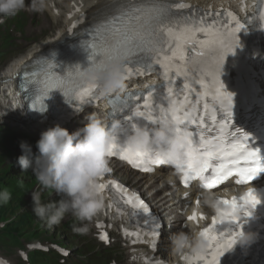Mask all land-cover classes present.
Masks as SVG:
<instances>
[{"label":"snow or ice","instance_id":"1","mask_svg":"<svg viewBox=\"0 0 264 264\" xmlns=\"http://www.w3.org/2000/svg\"><path fill=\"white\" fill-rule=\"evenodd\" d=\"M114 7L115 11L91 29L90 40L84 45L87 65H99L112 59L122 60L125 81L146 74L154 70V65H159L160 75L169 85L181 77L184 81L179 90L168 88L165 99L169 103L163 107H160L163 100L157 102L151 94L143 98V105H135L126 119L135 121V118H143L148 123L133 122L131 129L137 126L147 129L157 122L175 123L176 133L185 134L188 139L185 158L174 165L193 179L202 180L205 189L216 188L230 177H239L236 183L246 184L264 174V147L253 143L256 140L251 135L239 129L230 130L233 94L225 90L220 78L225 57L234 54V50L240 46L237 34L243 26L236 18L229 13L230 22L180 20L172 15V6L167 0H122ZM80 67L75 65L59 75L55 71L56 66L46 64L43 87L37 93L32 110L43 112L44 101L54 90H59L69 101L84 102L85 98H90L95 87L84 84L78 78ZM195 85H199V88H195ZM193 93L196 95L193 96ZM209 95L219 101L218 107L209 109L208 104L204 103L203 98ZM193 103L200 106L199 110L185 111ZM122 145L116 143L112 146L111 157L119 155L134 168L149 172L152 171L149 167L151 164H166L151 149L135 156H126ZM111 186L102 184L101 191ZM114 187L126 205L133 210L148 212L146 204L135 194L118 184ZM247 197L251 212L234 197L231 201L233 211L227 214L234 216L239 212L244 219L218 221L213 217L212 225L201 231L209 242L207 253L197 254L194 258L183 256L182 259L188 260L189 264L193 259L198 264H219L220 258L231 250L235 242L239 233L236 229H241L261 204L255 189H250ZM217 203L227 205L230 202L220 200ZM189 219L195 220V214ZM152 235L155 237V232ZM100 239L107 242L105 235H101Z\"/></svg>","mask_w":264,"mask_h":264},{"label":"clouds","instance_id":"2","mask_svg":"<svg viewBox=\"0 0 264 264\" xmlns=\"http://www.w3.org/2000/svg\"><path fill=\"white\" fill-rule=\"evenodd\" d=\"M45 0H0V23L3 18L13 17L30 8L34 12L45 10ZM123 61L112 59L99 65L81 66L78 78L86 85L95 87L100 97L123 92L126 84L123 78ZM84 127L73 133L56 125L41 133L37 141L39 156L34 163L30 158L31 148L25 142L20 143L22 155L17 163L23 172L31 168L36 181L42 189H50L61 198L47 204L41 202V193L32 192L34 214L49 227L58 226L67 214H71L81 226L73 225V231L86 235L88 224L105 209V195L101 191L104 177L110 173L111 148L118 143L124 130L119 121L108 124L102 117L89 114L85 117ZM175 123H164L152 129L137 126L125 134L123 148L126 156H135L153 150L166 164H176L185 158L187 136L177 134ZM11 199L8 190L0 192V203L7 204ZM214 207L210 199L206 201ZM254 212V211H253ZM250 218H254L253 214ZM258 239L252 231H239L230 251L235 247L246 250ZM170 255H204L209 242L198 230L179 231L169 237ZM161 264L166 262L161 261Z\"/></svg>","mask_w":264,"mask_h":264},{"label":"bare ground","instance_id":"3","mask_svg":"<svg viewBox=\"0 0 264 264\" xmlns=\"http://www.w3.org/2000/svg\"><path fill=\"white\" fill-rule=\"evenodd\" d=\"M100 1H102V0H65L64 7L68 8L67 10L71 11L72 8H74V6H79V7H81V11L84 12L85 14H87V17H91L92 15H95V12H96V9H97L95 6ZM217 1L220 4L221 3H225V4L228 3V0H217ZM57 3H58V0H47V2L45 4L46 5L49 4L51 7H56V5H59ZM46 8H48V6ZM49 9L51 11V15L52 16H58L59 15V13H56V14L53 13L51 8H49ZM65 16H66V13L64 14V19H63L62 25L60 26V28H58L56 33L53 35V36H56V38H58V39L67 34V24L72 19L71 18V19H68L66 21ZM48 38H50V37H48ZM50 40L51 39H48V41H50ZM34 48H37V47L34 46ZM31 52L32 51L30 49L29 52H27L26 54L19 56L17 60H15V61L10 63L9 68L7 70H5L4 72L2 71L3 75H0V85H2L5 88L4 85L7 84V82H9L8 80H11V78L13 77L12 75L17 70H19L21 68L20 65L22 64V62H24L25 60H28L29 55L31 54ZM7 78H9V79L6 80ZM4 92L8 94L7 91H4ZM22 116H24V115L16 114L14 119L12 117H9V116H7V117L12 119V120H14V121H17V125H20V124L24 125V121L20 120L22 118ZM24 126L28 127L27 125H24Z\"/></svg>","mask_w":264,"mask_h":264},{"label":"rangeland","instance_id":"4","mask_svg":"<svg viewBox=\"0 0 264 264\" xmlns=\"http://www.w3.org/2000/svg\"><path fill=\"white\" fill-rule=\"evenodd\" d=\"M30 16H28V18H29ZM44 17V15H41V18H43ZM27 18V19H28ZM43 34H44V31H43ZM1 51H2V48H1V44H0V55H1ZM4 66V61H2V67ZM15 175H17V174H15ZM14 175V176H15ZM19 178H21L20 176H19ZM15 204H17V202L15 201V202H13L11 205H9V203H7V204H3V205H1V207H2V210H4L5 211V214H10V207H13V205H15ZM20 204V203H19ZM22 204H20V208H12V211H14L15 213L17 212V213H20V212H22L23 210H24V208L21 206ZM2 224H0V226H1ZM40 232L42 231V229H38ZM2 236H3V234H2ZM37 239H43L41 236H39V237H34V239H31L32 240V242H34L35 240H37ZM22 245H23V243H26V241H27V239L26 238H22ZM23 247V246H22ZM17 248L18 247H14V248H12V246L10 245V244H7V243H4V242H2L1 241V239H0V253L1 254H3L4 256H6L7 258H9L10 260H12V261H14V262H16V263H18V264H24L21 260H19V257L17 258V253H16V251H17ZM39 254V253H38ZM38 258H40V256L38 257Z\"/></svg>","mask_w":264,"mask_h":264},{"label":"trees","instance_id":"5","mask_svg":"<svg viewBox=\"0 0 264 264\" xmlns=\"http://www.w3.org/2000/svg\"><path fill=\"white\" fill-rule=\"evenodd\" d=\"M4 216L3 211L0 210V218H2Z\"/></svg>","mask_w":264,"mask_h":264}]
</instances>
